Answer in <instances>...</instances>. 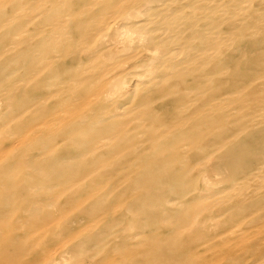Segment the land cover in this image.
<instances>
[{
  "label": "rangeland",
  "instance_id": "rangeland-1",
  "mask_svg": "<svg viewBox=\"0 0 264 264\" xmlns=\"http://www.w3.org/2000/svg\"><path fill=\"white\" fill-rule=\"evenodd\" d=\"M0 69V264H264V0H0Z\"/></svg>",
  "mask_w": 264,
  "mask_h": 264
},
{
  "label": "bare ground",
  "instance_id": "bare-ground-1",
  "mask_svg": "<svg viewBox=\"0 0 264 264\" xmlns=\"http://www.w3.org/2000/svg\"><path fill=\"white\" fill-rule=\"evenodd\" d=\"M149 2V1H148ZM155 3V2H154ZM159 3V2H158ZM146 5V4H145ZM145 5L143 6V7H145ZM148 6H149V4H148ZM142 7V8H143ZM143 10V9H142ZM142 13H145V12H142ZM51 14V13H50ZM138 14V13H137ZM134 15H136V13H134ZM139 15V14H138ZM141 15V14H140ZM142 16H144V14L142 15ZM154 18V17H153ZM142 23H144L143 21H142ZM141 24V23H140ZM145 34V33H144ZM153 34V33H152ZM150 35V34H149ZM147 37V36H146ZM147 42V41H146ZM151 47V46H150ZM158 49V48H157ZM153 51V50H152ZM155 51V50H154ZM153 51V52H154ZM178 51V50H177ZM158 52H159V50H158ZM207 52V51H206ZM162 54V56H163V53H161ZM178 54V53H177ZM160 55V54H159ZM170 55H171V53H170ZM173 55H175V52H174V54L172 53V55L171 56H173ZM177 57V56H176ZM155 59H154V61H153V63H155ZM158 61V60H157ZM163 61V60H162ZM247 62V61H246ZM152 63V62H151ZM246 64V63H245ZM245 64L243 63V66H245ZM151 66V65H150ZM242 66V67H243ZM248 66V65H247ZM153 67V66H152ZM248 68L249 69H252V68H250V66H248ZM1 70V69H0ZM151 70H152V68H151ZM244 71H245V67H244ZM253 72V71H252ZM158 73V72H157ZM244 73H242V75H243ZM250 74V73H249ZM150 76H151V74H150ZM149 76V77H150ZM152 77V76H151ZM146 80V79H145ZM121 90V89H120ZM116 96V95H115ZM122 97V96H121ZM120 97V98H121ZM109 98H111V96L109 97ZM112 99V98H111ZM9 102V101H8ZM164 108V107H163ZM164 110H166V109H164ZM154 113V112H153ZM4 115V114H3ZM149 115H153V114H149ZM4 116H6V115H4ZM6 120V119H5ZM85 120V119H84ZM81 123V122H80ZM102 122L100 121V124H101ZM208 123V122H207ZM99 124V123H98ZM80 125H82V124H80ZM224 125V124H223ZM222 125V123L221 122H219V120L217 121V119H216V121H209V124H207V125H204L207 129H211V130H227L228 128H230V126L229 127H224ZM226 125V124H225ZM78 126V125H77ZM107 128V130H108V128L109 127H106ZM105 128V129H106ZM227 128V129H226ZM110 129V128H109ZM10 130H12V129H10ZM261 130H264V128L263 129H261ZM16 134V133H15ZM10 135V134H9ZM255 143H258V140L257 141H254V144ZM247 145V144H246ZM243 147H246V146H244L243 145ZM247 147H248V145H247ZM243 151V150H242ZM246 156L247 155H245V156H242L240 159H239V163H240V165H243V162H244V160L246 159ZM248 156H251L252 158H253V156L252 155H250V154H248ZM257 156V155H256ZM256 156H254L255 158H254V160L257 158ZM231 157V156H230ZM234 158V157H233ZM252 158H251V161L249 160V162H252ZM263 159H264V157H262ZM262 159V160H263ZM261 160V161H262ZM236 161V160H235ZM260 161V162H261ZM233 162V161H232ZM229 171V170H228ZM258 174V173H257ZM41 175V174H40ZM260 175V174H259ZM144 179V178H143ZM147 180V178L145 179V181ZM149 189H150V187H149ZM148 189V190H149ZM154 191V190H153ZM149 192H150V190H149ZM148 195H149V193H147ZM152 197V196H151ZM150 198V197H149ZM149 198H148V200H149ZM152 200H153V198H152ZM165 200V199H164ZM157 204V203H156ZM175 204V203H174ZM33 216V215H32ZM33 218V217H32ZM82 247V246H81ZM84 247V246H83ZM79 248V247H78ZM86 248V247H85ZM77 250V249H76ZM79 250V249H78ZM81 250V249H80ZM159 257H161V256H155V262H156V264L158 263L157 262V260H158V258ZM155 262H154V264H155ZM159 264H164V258H163V261H162V259L160 260V262H159ZM167 264V263H166Z\"/></svg>",
  "mask_w": 264,
  "mask_h": 264
}]
</instances>
